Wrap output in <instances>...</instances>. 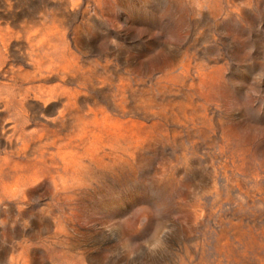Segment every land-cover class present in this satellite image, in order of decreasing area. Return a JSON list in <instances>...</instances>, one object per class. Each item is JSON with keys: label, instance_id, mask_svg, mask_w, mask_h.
Listing matches in <instances>:
<instances>
[{"label": "rangeland", "instance_id": "obj_1", "mask_svg": "<svg viewBox=\"0 0 264 264\" xmlns=\"http://www.w3.org/2000/svg\"><path fill=\"white\" fill-rule=\"evenodd\" d=\"M264 0H0V264H264Z\"/></svg>", "mask_w": 264, "mask_h": 264}, {"label": "snow or ice", "instance_id": "obj_2", "mask_svg": "<svg viewBox=\"0 0 264 264\" xmlns=\"http://www.w3.org/2000/svg\"><path fill=\"white\" fill-rule=\"evenodd\" d=\"M261 77L264 78V73L261 74Z\"/></svg>", "mask_w": 264, "mask_h": 264}]
</instances>
